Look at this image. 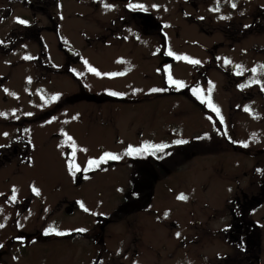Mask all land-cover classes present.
<instances>
[{
  "label": "rangeland",
  "instance_id": "1",
  "mask_svg": "<svg viewBox=\"0 0 264 264\" xmlns=\"http://www.w3.org/2000/svg\"><path fill=\"white\" fill-rule=\"evenodd\" d=\"M181 1L44 0L45 14L0 0V264H249L223 235L244 196L260 200L264 264V34L248 35L264 0ZM106 153L119 159L89 167Z\"/></svg>",
  "mask_w": 264,
  "mask_h": 264
},
{
  "label": "flooded vegetation",
  "instance_id": "2",
  "mask_svg": "<svg viewBox=\"0 0 264 264\" xmlns=\"http://www.w3.org/2000/svg\"><path fill=\"white\" fill-rule=\"evenodd\" d=\"M190 2L193 5V1L190 0ZM184 3H185V0L181 1L180 6H182V4H184ZM45 5H46V3L44 2V0H36L35 1V4H33V7L36 8L37 10H40L43 13L46 14ZM192 5H190V6H192ZM52 18H53L52 16H49V20L50 21H52ZM257 18H258V21H257ZM135 20H138V22H145V20H144L143 17H136ZM194 22H196V21H194ZM198 23L204 24L202 21L201 22H198ZM263 23H264V19H262L260 17V15H258L250 23L249 28H254L252 31L253 32H256L257 31V28H255V26L256 27H261V26L263 27L264 26ZM229 29H232V30L234 29L233 33L230 34L231 37L228 38L230 41H235L237 39H243L246 36L245 35V32H244L245 30H242V27H240V28L239 27L233 28V25L230 24L229 25ZM117 31H119V29ZM110 33L113 35V32L111 30H110ZM113 37H114V39L116 41H119V38H120L119 37V34H115V35H113ZM223 37H224V35H223ZM61 43H62V39H61V37L59 35H57V46L59 47L58 51L60 50L61 52H63V51H65L68 48L66 46H62ZM4 49L6 50L7 48L5 47ZM60 51H59V53H60ZM67 54H68L67 55L68 57H71L73 53L71 51H67ZM73 56L77 57L75 54H73ZM63 60L65 61V58L64 57H63ZM168 60H167V58H165L164 62H166L168 64L169 63L170 64H173L171 59H168ZM68 62H70V64H71V60H69ZM64 63H66V62H64ZM66 64L67 65H70L68 63H66ZM209 68L210 67H207V69H209ZM0 88H4L2 86V83H0ZM4 150H5L6 153L9 152L8 149H7V147L4 148ZM20 153H21V149H19L17 147H14V148H12L11 152H9V156H11V154L18 155ZM7 159H8V157L5 155V153H1L0 152V163H1L2 166H4V164H6V163H9V161ZM254 200H255L254 198H252L251 200H249V198H247L245 196L243 197V200H242L244 203L240 204L238 202V200H237V212L238 211H240V212L238 213V215H237V213L236 214H233L234 215L233 217L235 218L234 220H236V223L234 225V228H232V230L230 231L229 234H227V233L223 234V235H227L229 238H231V237L234 236L235 238L233 240L235 242H237L238 248H240L242 250L241 252H243L244 254H251V256H249V258L251 259V261L249 262V264H254V262L255 263H258V261H259V253H260V249H259V246H258L259 245V241H258L257 232H255L254 229H252V227H251V226H255V225L249 219V217L247 218L246 215L244 214L245 213L244 210L248 209V206H247L246 202L247 201H254ZM67 203L68 204H71V205H74V202L71 201V200L70 201H67ZM26 209H24V210H26ZM65 211L68 214L71 213V209L70 208H66ZM36 236H38V235H36V234H34L32 236H29L28 235L26 239H29V238L32 237L30 241H33V240H36L35 239ZM41 237H43V235ZM235 245H236V243H235ZM92 264H94V263H92Z\"/></svg>",
  "mask_w": 264,
  "mask_h": 264
},
{
  "label": "snow or ice",
  "instance_id": "3",
  "mask_svg": "<svg viewBox=\"0 0 264 264\" xmlns=\"http://www.w3.org/2000/svg\"><path fill=\"white\" fill-rule=\"evenodd\" d=\"M106 7H111L110 5H106ZM137 7H142V6H137ZM233 8L236 7L235 4L232 5ZM218 10V9H217ZM222 19L224 17H221ZM17 22L19 24H27L28 22L23 20V19H20V18H17ZM168 55H173V53L169 52ZM178 59H187L186 57H177ZM25 59H31V57H25ZM189 63H192V64H199L200 61L199 60H189L188 61ZM226 63H228V61H225ZM253 71H255V69H253ZM99 74V73H97ZM169 82L175 86H177L178 88H182L184 87V84L180 81H176V80H173L171 76H169ZM241 87H244V85H241ZM153 91H156L155 89ZM198 91V90H197ZM113 95H115V93H112ZM53 100L57 99V97H52ZM201 102L204 103L205 100L203 97H201ZM207 103L209 104V106L212 108L213 111H215L218 115H219V108L215 107L214 105H212L211 103V100L210 98L207 100ZM245 111H250V109L248 108H245ZM221 122H223V117H221ZM70 139V138H69ZM177 143H185V141H177ZM247 146V145H245ZM133 151H139V150H134L132 148H129L128 150V155H131L133 153ZM73 156H75V153H73ZM105 159H112V160H115V159H119L118 156H115V155H112V154H108L106 153L104 157L101 158L100 161H96V160H90L89 161V167H91L92 165H98L99 163L103 162ZM73 168H75L77 171H79V168L74 164V163H70L69 164V169L72 170ZM15 191V190H14ZM34 191H36V194L38 195L39 192L38 190L34 189ZM16 197L15 195L12 196V200L15 201ZM178 199H181V200H186L187 197L184 196L183 194H181L180 196H178ZM0 227H3V225H0ZM51 231V229L49 230ZM80 231H83L82 229ZM47 234V233H46ZM65 233H57V235H64ZM177 236H179V233H177Z\"/></svg>",
  "mask_w": 264,
  "mask_h": 264
},
{
  "label": "trees",
  "instance_id": "4",
  "mask_svg": "<svg viewBox=\"0 0 264 264\" xmlns=\"http://www.w3.org/2000/svg\"><path fill=\"white\" fill-rule=\"evenodd\" d=\"M206 150H209L210 152H212L213 151V148H212V146L210 145V146H205L204 147ZM203 148V149H204ZM201 148H199V150H200ZM151 163H152V165H153V168L156 170V171H158V172H160L161 173V170H162V168H161V166H159V165H157L153 160L151 161ZM161 163H164V165L166 164L167 166H169V164H171V160L170 159H167V158H163V159H161ZM162 177H163V175H162ZM252 204L251 203H249L247 206L248 207H250ZM247 210L248 209H246V210H244V212L246 213L247 212ZM252 227V229H254L255 230V226H251Z\"/></svg>",
  "mask_w": 264,
  "mask_h": 264
}]
</instances>
